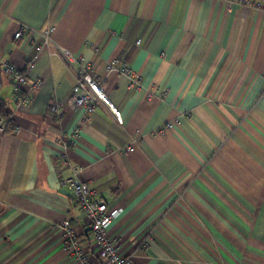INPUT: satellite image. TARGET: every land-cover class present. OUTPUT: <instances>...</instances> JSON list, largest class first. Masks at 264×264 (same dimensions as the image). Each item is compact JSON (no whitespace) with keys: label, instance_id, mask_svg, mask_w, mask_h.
I'll use <instances>...</instances> for the list:
<instances>
[{"label":"crops","instance_id":"obj_1","mask_svg":"<svg viewBox=\"0 0 264 264\" xmlns=\"http://www.w3.org/2000/svg\"><path fill=\"white\" fill-rule=\"evenodd\" d=\"M251 1L262 9L239 0H0V102L14 123L0 135V264H79L80 253L102 262L61 183L71 176L120 210L108 231L135 264H264V0ZM22 24L34 31L16 39ZM57 45L85 60L123 124L104 103L88 114L69 102L77 75ZM123 60L138 87L107 69ZM7 61L26 71L30 102L14 100ZM57 100L66 103L58 119ZM168 120L178 124L150 135ZM77 126L67 164L55 167ZM66 218L76 249L62 244Z\"/></svg>","mask_w":264,"mask_h":264},{"label":"built area","instance_id":"obj_2","mask_svg":"<svg viewBox=\"0 0 264 264\" xmlns=\"http://www.w3.org/2000/svg\"><path fill=\"white\" fill-rule=\"evenodd\" d=\"M244 5L251 7H259L262 9L261 3H257L251 0H239ZM34 30L26 24H22L20 30L16 33L15 38L19 39L25 34H30ZM51 30H45L42 33L44 43L51 41ZM43 49V44H38L35 47L34 53L29 59L27 70L34 68L36 61L38 60L40 53ZM58 52L66 59L65 61L74 68L77 80L72 88L69 102L75 106L85 110L86 113H93L97 110L99 103L106 104L113 112L120 124L124 123V118L121 111L117 106L111 102L107 90L104 87L102 81L93 76L88 70V66L83 58L74 55L70 50L57 45ZM2 59L0 56V63ZM6 73L10 76V80L13 85V98L20 104L30 102L31 93L24 91L22 85L27 83V73L20 70L13 62L7 61L3 63ZM108 70L119 72L128 77L130 81V87H138L141 83V77L133 70L130 64L123 60L118 62L109 63L107 65ZM41 84L40 80H36L32 83V90H35ZM65 102L61 100L55 101L50 106V111L57 119L61 118ZM5 112V111H4ZM178 122L176 120H168L163 126L150 133L151 136H159L166 134L171 130ZM14 123L8 116L7 111L4 114H0V135L6 134L8 129L13 127ZM17 127V126H16ZM13 128V130L16 129ZM81 128L77 126L71 133L65 134L59 160H55V167L58 168L57 161L61 164H67L65 157L69 155V150L75 143L74 138L79 136ZM142 139L137 137L133 138L130 145L125 150L133 151L135 145L141 142ZM62 185L69 189L78 202L90 224L94 241L97 244L100 253L103 256L100 264H135L132 256L123 255L118 248L116 241L109 234V226L112 221L119 215V209L111 208L108 203L97 193V190L93 188L90 182L82 180L78 177L71 176L62 179ZM59 227L63 231L62 244L64 249L71 250L76 249L78 246V237L71 223V219L66 218L60 224ZM147 247V245H145ZM78 255V253H77ZM79 264H94L93 261L86 257V255H78Z\"/></svg>","mask_w":264,"mask_h":264},{"label":"trees","instance_id":"obj_3","mask_svg":"<svg viewBox=\"0 0 264 264\" xmlns=\"http://www.w3.org/2000/svg\"><path fill=\"white\" fill-rule=\"evenodd\" d=\"M5 105L0 102V114H4Z\"/></svg>","mask_w":264,"mask_h":264}]
</instances>
